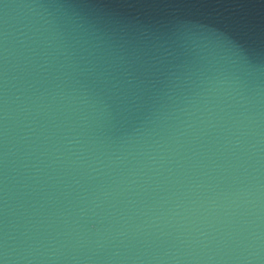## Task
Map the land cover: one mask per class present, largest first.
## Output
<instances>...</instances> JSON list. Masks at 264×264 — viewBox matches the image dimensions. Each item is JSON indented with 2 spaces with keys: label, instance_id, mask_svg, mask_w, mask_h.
Returning a JSON list of instances; mask_svg holds the SVG:
<instances>
[{
  "label": "water",
  "instance_id": "95a60500",
  "mask_svg": "<svg viewBox=\"0 0 264 264\" xmlns=\"http://www.w3.org/2000/svg\"><path fill=\"white\" fill-rule=\"evenodd\" d=\"M0 261L264 264V0H0Z\"/></svg>",
  "mask_w": 264,
  "mask_h": 264
},
{
  "label": "clouds",
  "instance_id": "9594fccd",
  "mask_svg": "<svg viewBox=\"0 0 264 264\" xmlns=\"http://www.w3.org/2000/svg\"><path fill=\"white\" fill-rule=\"evenodd\" d=\"M0 262H2V264H4V262H3V261H0Z\"/></svg>",
  "mask_w": 264,
  "mask_h": 264
},
{
  "label": "snow or ice",
  "instance_id": "6c2138e0",
  "mask_svg": "<svg viewBox=\"0 0 264 264\" xmlns=\"http://www.w3.org/2000/svg\"><path fill=\"white\" fill-rule=\"evenodd\" d=\"M0 264H2V262H0Z\"/></svg>",
  "mask_w": 264,
  "mask_h": 264
}]
</instances>
